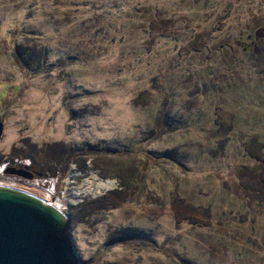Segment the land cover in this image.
I'll return each mask as SVG.
<instances>
[{
	"label": "rangeland",
	"instance_id": "obj_1",
	"mask_svg": "<svg viewBox=\"0 0 264 264\" xmlns=\"http://www.w3.org/2000/svg\"><path fill=\"white\" fill-rule=\"evenodd\" d=\"M0 121L81 264H264V0H0Z\"/></svg>",
	"mask_w": 264,
	"mask_h": 264
},
{
	"label": "water",
	"instance_id": "obj_2",
	"mask_svg": "<svg viewBox=\"0 0 264 264\" xmlns=\"http://www.w3.org/2000/svg\"><path fill=\"white\" fill-rule=\"evenodd\" d=\"M2 132L0 121V139ZM7 172L32 176L26 170ZM68 225V216L53 203L0 184V264H81Z\"/></svg>",
	"mask_w": 264,
	"mask_h": 264
},
{
	"label": "built area",
	"instance_id": "obj_3",
	"mask_svg": "<svg viewBox=\"0 0 264 264\" xmlns=\"http://www.w3.org/2000/svg\"><path fill=\"white\" fill-rule=\"evenodd\" d=\"M21 163H22V165L29 164V159H24V160L21 159ZM10 165H11V162L9 160H7V161L3 162L2 164H0V174H2V173L5 174L7 172V169L10 168ZM20 168H21V166H20ZM37 178H41V177H37Z\"/></svg>",
	"mask_w": 264,
	"mask_h": 264
},
{
	"label": "trees",
	"instance_id": "obj_4",
	"mask_svg": "<svg viewBox=\"0 0 264 264\" xmlns=\"http://www.w3.org/2000/svg\"><path fill=\"white\" fill-rule=\"evenodd\" d=\"M23 167H25L27 170H29V173L32 175V176H35V174H37V170L35 169V167H33V165H30L29 167L28 166H25L23 165ZM38 177H41V176H38ZM57 176L55 175H52V176H42V178L44 179H50V178H56ZM37 178V177H35Z\"/></svg>",
	"mask_w": 264,
	"mask_h": 264
},
{
	"label": "flooded vegetation",
	"instance_id": "obj_5",
	"mask_svg": "<svg viewBox=\"0 0 264 264\" xmlns=\"http://www.w3.org/2000/svg\"><path fill=\"white\" fill-rule=\"evenodd\" d=\"M260 40H261V39H258V40L256 41V43H258Z\"/></svg>",
	"mask_w": 264,
	"mask_h": 264
},
{
	"label": "bare ground",
	"instance_id": "obj_6",
	"mask_svg": "<svg viewBox=\"0 0 264 264\" xmlns=\"http://www.w3.org/2000/svg\"><path fill=\"white\" fill-rule=\"evenodd\" d=\"M52 204V203H51ZM56 206V205H55ZM57 207V206H56Z\"/></svg>",
	"mask_w": 264,
	"mask_h": 264
},
{
	"label": "clouds",
	"instance_id": "obj_7",
	"mask_svg": "<svg viewBox=\"0 0 264 264\" xmlns=\"http://www.w3.org/2000/svg\"><path fill=\"white\" fill-rule=\"evenodd\" d=\"M45 180H48V179H45Z\"/></svg>",
	"mask_w": 264,
	"mask_h": 264
}]
</instances>
